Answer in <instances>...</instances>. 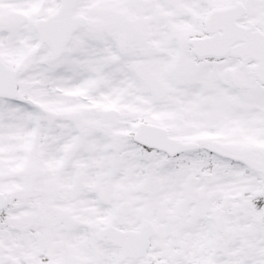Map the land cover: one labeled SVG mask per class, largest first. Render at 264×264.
Masks as SVG:
<instances>
[{"label":"snow or ice","instance_id":"6c2138e0","mask_svg":"<svg viewBox=\"0 0 264 264\" xmlns=\"http://www.w3.org/2000/svg\"><path fill=\"white\" fill-rule=\"evenodd\" d=\"M0 264H264V0H0Z\"/></svg>","mask_w":264,"mask_h":264}]
</instances>
